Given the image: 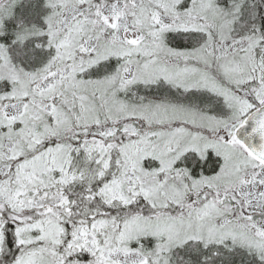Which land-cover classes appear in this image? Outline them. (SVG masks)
<instances>
[{"label": "snow or ice", "instance_id": "snow-or-ice-1", "mask_svg": "<svg viewBox=\"0 0 264 264\" xmlns=\"http://www.w3.org/2000/svg\"><path fill=\"white\" fill-rule=\"evenodd\" d=\"M0 264H264V0H0Z\"/></svg>", "mask_w": 264, "mask_h": 264}]
</instances>
